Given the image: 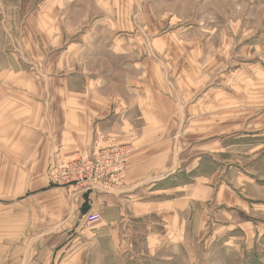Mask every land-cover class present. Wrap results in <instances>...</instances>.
<instances>
[{"label": "crops", "instance_id": "0c3cea01", "mask_svg": "<svg viewBox=\"0 0 264 264\" xmlns=\"http://www.w3.org/2000/svg\"><path fill=\"white\" fill-rule=\"evenodd\" d=\"M2 6L0 2V264H35L26 245L31 242L41 247L34 256L39 255V264H154L164 258L163 250L178 256L186 242L195 240L205 248L221 244L232 251L231 258L245 261L254 243L264 242V171L255 168L257 156L264 158V149L256 152L257 146L264 147V101L232 107L231 114L238 115L233 129L244 132H217L222 135L210 150L206 145L190 161L185 152L190 125L184 123L189 112L173 108L170 93L168 100L162 98L166 85L154 59L128 58V45H94L99 50L94 57L79 58L78 70L61 73L49 89L45 45L27 39L31 20L25 19L21 43L11 49L12 23ZM126 12L104 10L91 24L99 22L109 33L111 18L121 19ZM39 16V29L46 34V12ZM90 47L62 49L69 53ZM200 128L207 126L201 122ZM216 128L220 130L218 122ZM227 139L229 149H224L221 142ZM109 143L130 148L123 181L95 192L90 204H73L71 198L83 196L56 187L50 164ZM229 150L234 161L222 165L216 157ZM211 158L216 162L211 161L209 171L204 165ZM92 209L100 212V220L75 229L79 217ZM17 242L22 248H16Z\"/></svg>", "mask_w": 264, "mask_h": 264}, {"label": "rangeland", "instance_id": "374dc122", "mask_svg": "<svg viewBox=\"0 0 264 264\" xmlns=\"http://www.w3.org/2000/svg\"><path fill=\"white\" fill-rule=\"evenodd\" d=\"M0 2L2 9L9 12L12 23L7 43L9 48L14 49L15 45L21 43V25L26 18L31 20V33L27 34V39L32 45H45L42 55L47 58L49 89L55 88V78L61 73L78 70L79 58L94 57L95 52H99L97 47L93 48L94 45H128V58L142 56L154 59L158 63V73L166 85L162 98L168 100L170 93L169 100L173 108H184L189 112L184 116V123L190 125L185 136V152L190 161L194 162L200 151L207 146L210 150L218 135H222L217 132L224 131L227 135L244 132L241 129H233L238 115L231 114L232 107L247 106L248 102H255L251 106H259L264 101V0ZM123 8L127 11L125 17H112L109 33L105 31L107 26L103 27L99 22L91 24L98 20L104 10L114 13ZM40 11L46 12V34L39 29V22L43 20V17L39 16ZM121 20L124 24L119 23ZM63 45H91L92 48L72 50L68 53L62 49ZM73 58L76 59L75 62ZM82 68L89 69L87 65ZM126 70L129 74L135 73L134 69L131 71L130 66ZM174 90L179 93V97L174 96ZM201 122L207 128L201 129ZM216 122L220 124V130L216 128ZM230 142V139L221 142L222 148L229 149L227 144ZM263 149V146H257L256 152L259 153ZM232 156L233 153L229 150L216 158L222 165L229 166L234 161ZM211 161L216 162L211 158L204 165L209 171L214 167ZM256 162V170L264 171L262 155L257 156ZM72 192L82 196L77 191ZM71 200L73 204L80 201L82 205L86 198L83 195L82 199ZM210 221L208 219L209 223ZM36 222L38 223V218ZM81 222L80 216L75 229H88L83 227ZM36 226L38 228V225ZM36 231L38 229H32V232ZM27 244L32 250L31 261L39 264V255L34 257L38 253L36 251L41 249L39 242ZM16 245L17 249L22 248L20 242ZM219 245L210 244L205 248L198 240L186 242L185 246L181 247L185 248L181 250V254L169 257L163 250L164 258L154 264H264V242L254 243L245 261L231 258L229 255L232 251L227 252V247L222 248L221 244ZM140 261L141 264H153L147 260Z\"/></svg>", "mask_w": 264, "mask_h": 264}, {"label": "built area", "instance_id": "2783aa9c", "mask_svg": "<svg viewBox=\"0 0 264 264\" xmlns=\"http://www.w3.org/2000/svg\"><path fill=\"white\" fill-rule=\"evenodd\" d=\"M129 152L126 144L94 146L90 154L53 161L49 174L53 183L77 191L85 196L84 202L90 204L95 192L108 191L123 181ZM100 218V212L92 209L82 214L81 224L89 227Z\"/></svg>", "mask_w": 264, "mask_h": 264}]
</instances>
